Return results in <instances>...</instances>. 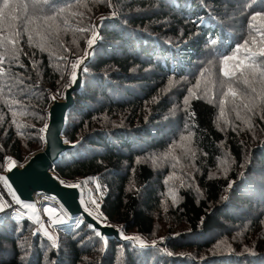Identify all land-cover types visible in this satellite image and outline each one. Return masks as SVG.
<instances>
[{
  "label": "trees",
  "instance_id": "trees-1",
  "mask_svg": "<svg viewBox=\"0 0 264 264\" xmlns=\"http://www.w3.org/2000/svg\"><path fill=\"white\" fill-rule=\"evenodd\" d=\"M257 13L264 0H40L39 12L10 0L0 43L15 40L17 59L0 65V170L43 150L54 91L63 100L99 35L67 116L64 138L77 146L52 171L93 199L100 221L148 246L103 239L64 209L55 240L38 219L5 214L0 264H264Z\"/></svg>",
  "mask_w": 264,
  "mask_h": 264
},
{
  "label": "water",
  "instance_id": "water-1",
  "mask_svg": "<svg viewBox=\"0 0 264 264\" xmlns=\"http://www.w3.org/2000/svg\"><path fill=\"white\" fill-rule=\"evenodd\" d=\"M100 42L91 46L87 56L82 60L75 72V80L65 89L63 100L55 98L48 111V123L44 132L45 145L43 150L30 156L25 163L9 165L3 176L23 210L25 205L39 207L40 197H47L57 202L71 217H81L88 225L100 234L103 239L115 238L122 243L134 242L126 237L121 228L108 225L90 213L83 202V193L79 185L66 184L53 173L54 165L61 156L74 149L77 144L67 143L64 132L69 111L75 106V94L82 90L84 71L92 59L93 50ZM75 185V186H74ZM27 210L32 212V209Z\"/></svg>",
  "mask_w": 264,
  "mask_h": 264
},
{
  "label": "rangeland",
  "instance_id": "rangeland-1",
  "mask_svg": "<svg viewBox=\"0 0 264 264\" xmlns=\"http://www.w3.org/2000/svg\"><path fill=\"white\" fill-rule=\"evenodd\" d=\"M61 84L66 86L68 85V82L64 79ZM58 89L59 87H57L56 90L54 91V95L55 98L60 99L61 95ZM9 165H11L10 162ZM83 198H84L83 202L86 209L95 216L96 215L95 212L96 210H98V207L96 206L95 202L88 194ZM48 200L52 201L55 205L57 203L53 199H49L47 197H40L37 199V202L41 203V205L42 203L44 204L43 207H41V205L39 207H35V212L34 211L31 212L27 210L28 208L26 207L23 208V210L20 209L18 206V200L11 192L7 184V181L3 176V172L0 170V206H3V211H0V215L9 214L14 219H19L21 214L30 215L31 217L36 218L39 220V222H41L42 231L45 233V235L49 239L55 240L57 238V235L55 234V232H57V229L54 228V225L56 224L55 218L57 219L58 214H62L63 208L61 209L58 207H54L52 204L46 202Z\"/></svg>",
  "mask_w": 264,
  "mask_h": 264
},
{
  "label": "snow or ice",
  "instance_id": "snow-or-ice-1",
  "mask_svg": "<svg viewBox=\"0 0 264 264\" xmlns=\"http://www.w3.org/2000/svg\"><path fill=\"white\" fill-rule=\"evenodd\" d=\"M110 2V0H109ZM10 8V0H3V7L2 9H0V15H4V11L5 10H8ZM32 8L34 10V12H39L40 10V0H32ZM115 13H113L114 15ZM13 19H15V17H12ZM54 18V17H52ZM258 18H261V19H264V13H257L256 15H252L251 16V19L253 21L257 20ZM250 27H254L252 25H250ZM25 31H27L26 27L24 29ZM81 31H84V29H81ZM261 36L264 37V32H261ZM29 39H31V37L29 36ZM95 41V36H93L90 40H88V46L91 47L92 44L94 43ZM15 40L13 39H10L9 37L5 36L2 38V43H0V46H3L4 47V54L3 55H0V65L4 64L5 63V56L8 57V60L9 61H12V60H16L17 59V55H16V50L15 48L13 47L12 49H9L7 47V45L11 44V45H15ZM213 43H215V41H213ZM245 44H247V41H245ZM237 51H239V48L237 49ZM260 55L261 56H264V51H261L260 52ZM235 57H225L224 59V63L226 64L227 63V60L228 59H234ZM73 68H76L78 67V65H72ZM86 70V69H85ZM5 74V70L0 67V75H4ZM225 76H228V72L225 71L224 73ZM75 74L73 75V81L75 80ZM171 83V81H170ZM221 87H223V84H221ZM229 94H231L232 96H236L237 93L233 92L231 88H229ZM53 99H55V97H53ZM185 103H187V99L185 100ZM247 107V105H246ZM223 111L221 112V116H223ZM13 123H15V121H13ZM12 165L14 166L15 165V161H12L11 162ZM75 186V185H74ZM225 199H227V197H225ZM26 208H30L32 209V211L35 212V208L34 206L32 205H25ZM0 211H3V206H0ZM128 239H132L134 242L138 243L140 247H146L148 246L142 239H140L139 237H132V238H128Z\"/></svg>",
  "mask_w": 264,
  "mask_h": 264
},
{
  "label": "built area",
  "instance_id": "built-area-1",
  "mask_svg": "<svg viewBox=\"0 0 264 264\" xmlns=\"http://www.w3.org/2000/svg\"><path fill=\"white\" fill-rule=\"evenodd\" d=\"M56 205H58L57 203H56ZM61 232V231H60Z\"/></svg>",
  "mask_w": 264,
  "mask_h": 264
}]
</instances>
